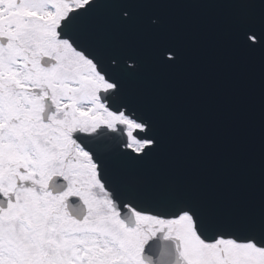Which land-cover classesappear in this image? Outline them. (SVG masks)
I'll list each match as a JSON object with an SVG mask.
<instances>
[{
	"label": "snow or ice",
	"instance_id": "6c2138e0",
	"mask_svg": "<svg viewBox=\"0 0 264 264\" xmlns=\"http://www.w3.org/2000/svg\"><path fill=\"white\" fill-rule=\"evenodd\" d=\"M225 63L251 154L177 103ZM0 264H264V0H0Z\"/></svg>",
	"mask_w": 264,
	"mask_h": 264
},
{
	"label": "water",
	"instance_id": "95a60500",
	"mask_svg": "<svg viewBox=\"0 0 264 264\" xmlns=\"http://www.w3.org/2000/svg\"><path fill=\"white\" fill-rule=\"evenodd\" d=\"M237 61L246 63L239 57ZM201 136L192 140L187 134L193 147L208 156L227 153L237 140L249 154L258 146L259 91L251 75H237L228 63L217 67L216 128Z\"/></svg>",
	"mask_w": 264,
	"mask_h": 264
},
{
	"label": "flooded vegetation",
	"instance_id": "af4514ba",
	"mask_svg": "<svg viewBox=\"0 0 264 264\" xmlns=\"http://www.w3.org/2000/svg\"><path fill=\"white\" fill-rule=\"evenodd\" d=\"M182 109L184 123L192 132H202L207 126L216 127L217 71L209 72L203 84L188 91L177 101Z\"/></svg>",
	"mask_w": 264,
	"mask_h": 264
}]
</instances>
